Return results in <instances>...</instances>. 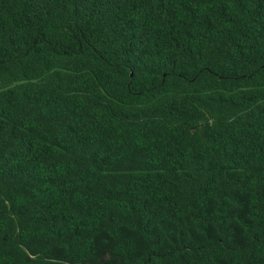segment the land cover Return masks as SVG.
<instances>
[{"label": "trees", "instance_id": "16d2710c", "mask_svg": "<svg viewBox=\"0 0 264 264\" xmlns=\"http://www.w3.org/2000/svg\"><path fill=\"white\" fill-rule=\"evenodd\" d=\"M0 264H264V0H0Z\"/></svg>", "mask_w": 264, "mask_h": 264}]
</instances>
